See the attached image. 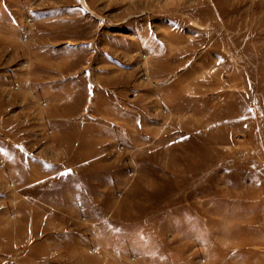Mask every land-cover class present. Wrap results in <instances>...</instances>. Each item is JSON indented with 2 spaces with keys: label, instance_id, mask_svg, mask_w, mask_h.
Returning a JSON list of instances; mask_svg holds the SVG:
<instances>
[{
  "label": "rangeland",
  "instance_id": "374dc122",
  "mask_svg": "<svg viewBox=\"0 0 264 264\" xmlns=\"http://www.w3.org/2000/svg\"><path fill=\"white\" fill-rule=\"evenodd\" d=\"M0 264H264V0H0Z\"/></svg>",
  "mask_w": 264,
  "mask_h": 264
},
{
  "label": "crops",
  "instance_id": "0c3cea01",
  "mask_svg": "<svg viewBox=\"0 0 264 264\" xmlns=\"http://www.w3.org/2000/svg\"><path fill=\"white\" fill-rule=\"evenodd\" d=\"M54 68L56 70H59V67L58 66L57 67H54ZM56 74H59L58 71H57ZM64 85H65L64 83L58 82L54 86L57 87V88H59V87H63ZM86 109H88V103L78 104L75 107H73L70 110H68L69 111V114L67 116H65V115H59V118L57 117L58 118L57 120H58L59 123H64V124H66L68 126L69 124H73V122H76L77 121V118L79 116L81 117V115L85 113ZM24 124L26 126L24 130H25V132L27 134L26 136H24V141L22 142V151H23V154H24V157H25V161L30 162V161H33L34 159L40 157L42 159L41 165L43 167H45L46 165H50L51 168L52 167L54 168L55 166H57V165H54V163H55V161L53 160L54 159L53 158L54 156L52 157L51 154H48L46 152L47 151L46 148H45L46 145H44L43 142L41 143L40 146H39L38 143H35L33 145L32 139H34L33 138L34 135H33L32 125L30 124V120L26 118L25 121H24ZM80 136H82V135H80ZM80 136H77L78 139H79ZM74 137H76V136H74ZM77 147L78 148L80 147L78 143L75 144L74 148H77ZM37 149H38V151H37ZM50 150H51V152H53L52 149H50ZM61 164L63 166H65L63 163H61ZM62 165H59V167L62 166ZM76 165H77L76 163H74V164L72 163V165H70L69 168L76 169L77 168Z\"/></svg>",
  "mask_w": 264,
  "mask_h": 264
}]
</instances>
